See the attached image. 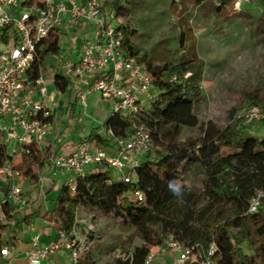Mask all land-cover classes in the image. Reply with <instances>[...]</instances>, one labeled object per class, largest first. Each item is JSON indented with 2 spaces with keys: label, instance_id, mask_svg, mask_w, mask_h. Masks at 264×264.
Returning <instances> with one entry per match:
<instances>
[{
  "label": "trees",
  "instance_id": "trees-1",
  "mask_svg": "<svg viewBox=\"0 0 264 264\" xmlns=\"http://www.w3.org/2000/svg\"><path fill=\"white\" fill-rule=\"evenodd\" d=\"M129 1L102 0V14L113 12L122 20L117 26L123 32L122 49L145 66L151 77V90L136 113L110 111L78 141L113 155L120 140L132 137L135 126H143L149 132L151 146L140 158L136 177L130 183L119 179L106 163H99L76 177L74 189L67 183L61 184L53 195L50 189L45 217L52 232L57 237L59 233L70 234L82 211H96L113 216L122 226L137 232L142 245L129 264H143L146 255L168 236L192 247L215 242L218 264H264V207L247 213L256 192H264V134L252 132L238 121L225 126L200 122L194 110L202 96L204 64L182 59L156 65L148 60L135 44L136 30L123 21ZM176 1L180 0L172 3ZM193 1L196 5L214 1L221 13L233 3ZM64 35L60 29L50 31L27 75L36 86L37 80L55 72V89L70 95L68 113L73 115L83 89L75 91L72 78L55 65ZM98 77L104 75L97 73L92 81ZM250 104L264 108V98L251 99ZM54 118L51 110L48 121ZM185 128L196 131V135L181 140ZM27 148L28 153L6 144L0 133V166L9 163L26 184L37 188L51 149L36 144ZM192 174L201 175V192L185 184ZM8 189L6 186L0 191L6 194ZM136 190L143 194V202L133 197ZM4 210L6 222L0 220V249L9 245L7 238L12 232L30 225L33 216L24 215L20 206L10 202ZM245 244L252 253L245 250ZM75 264L94 263L85 260L81 252Z\"/></svg>",
  "mask_w": 264,
  "mask_h": 264
},
{
  "label": "built area",
  "instance_id": "built-area-1",
  "mask_svg": "<svg viewBox=\"0 0 264 264\" xmlns=\"http://www.w3.org/2000/svg\"><path fill=\"white\" fill-rule=\"evenodd\" d=\"M249 1L233 0V4L241 11ZM102 7V0H0V133L6 144L28 153V145L42 147L48 138L52 122L48 121L51 109L47 104L45 79L37 80L35 86L27 73L50 31L60 29L68 33L80 21L100 27L97 37L86 40L78 49V59L63 68L83 89L81 101L86 99V92L93 90L101 102L110 104L112 112L133 114L138 111L140 102L151 90V77L136 57L123 51V32L117 29L122 20L113 12H106L104 16ZM97 73L104 77L92 81ZM37 95L38 101L35 100ZM244 117L249 121H264V108L251 105ZM134 131L132 137L119 141L113 155L87 143L79 144L71 153L51 151L48 163L53 176L70 175L65 183L74 189L78 175L96 164L106 163L119 179L130 183L136 177L135 167L140 158L151 146L149 132L143 126H135ZM22 181L21 173L9 163L0 166V189L9 187L6 194L0 191V220L3 222H6L5 204L19 206L23 203ZM133 197L143 202L140 191L136 190ZM262 207L264 192L257 191L247 213H256ZM77 225L70 234L59 233L57 241L48 245H40V235L33 237L31 248L26 252L28 262H45L65 246L71 251V261L77 263L82 251L77 244L81 242L77 238ZM88 229L93 227L89 225ZM13 249V246L1 248L0 262L8 259ZM217 253L215 242L192 247L168 236L146 255L143 264H218Z\"/></svg>",
  "mask_w": 264,
  "mask_h": 264
},
{
  "label": "rangeland",
  "instance_id": "rangeland-1",
  "mask_svg": "<svg viewBox=\"0 0 264 264\" xmlns=\"http://www.w3.org/2000/svg\"><path fill=\"white\" fill-rule=\"evenodd\" d=\"M172 1H129L123 21L136 30L135 44L156 65L178 63L182 59H194L204 64L202 96L194 110L200 122L213 121L225 126L230 121H238L252 132L264 134V121H249L244 117L251 99L264 98L263 0H250L241 11L232 3L222 13L217 11L214 1L202 5H196L193 0H180L176 4ZM97 31H100L99 26ZM73 36H63L56 67L65 68L71 62L70 46L81 43L79 33ZM52 76L50 72L44 78L47 98L51 99L54 93L56 98L52 108L61 112L54 114L55 127L49 134L68 148L74 142L73 135L85 137L88 127L93 126L94 121L100 122L99 113L103 107L98 102V93L88 91L84 101L79 98V108L69 119L68 108L63 109V105L70 96L56 93ZM195 135L196 131L185 128L181 140ZM185 184L199 192L203 189L199 174L190 175ZM46 209L43 206L39 213L32 211L28 237L40 232L45 224L49 226L48 219L42 217ZM77 223V238L81 240L77 244L85 260L94 264H129L142 245L137 232L122 226L113 216L82 211ZM89 225L92 230L88 229ZM244 246L248 253H252L246 244ZM65 264L70 263L65 261Z\"/></svg>",
  "mask_w": 264,
  "mask_h": 264
},
{
  "label": "crops",
  "instance_id": "crops-1",
  "mask_svg": "<svg viewBox=\"0 0 264 264\" xmlns=\"http://www.w3.org/2000/svg\"><path fill=\"white\" fill-rule=\"evenodd\" d=\"M65 33H66L65 35H67L71 38L74 37L73 36L74 33L80 34L81 43L70 46V52L68 53V54H70L69 56H70L71 60L76 61L78 59V49L83 45V43L86 42V40L95 39L97 37L98 31H97L96 25L86 24V23L84 24L83 21H80L68 33L67 32H65ZM52 73H53V76H52V82H53L55 72H52ZM74 90L75 91L76 90L81 91L82 88L79 87L77 84H74ZM91 91H93V90H91ZM56 93L62 94V93L58 92L57 90H56ZM55 98H56L55 94L53 93L51 99H47V104H48L49 108L53 111V114L61 112L57 109L52 108V106H54V104H55V103H53ZM39 99L40 98L37 95L35 97V100L38 101ZM72 100L74 101V98ZM98 102L103 107L99 113V114H101L100 119H99L100 122L94 121L93 125L100 124L101 121L103 120V118H105L111 111V106L109 103H107V102L104 103V102H101L100 100H98ZM79 105H80L79 100H77L76 110H77V108H79ZM63 106H64L63 109L68 108L67 111L69 112V100H68L67 104H64ZM76 110H75V113L73 115L76 114ZM73 115H69V113H68L69 119ZM54 117H55V115H54ZM54 127H55V118L52 121V125L50 127V130L51 129L53 130ZM89 128L90 127H88V132H86L85 135H87L89 133ZM80 138H82V136H79V134L73 135L72 140L74 142H72L70 144V146L68 148H66L65 146H63L64 142L56 141L53 138L52 134H49L48 138L44 141V144L42 145L41 148L49 147L51 149V151H55V149H57L56 152H59V153H71L74 150H76L77 147L79 146L80 140L78 141V139H80ZM40 174H41V179H40V182H39V185L37 188H34L33 186L26 184L24 179L22 181L23 203L20 204L19 206H20V209L22 210V213L24 215H30L34 211L38 210V208L43 207V206H46L48 209V205H49L48 197H49V195L47 194V192L50 189H52L53 192L50 195H53L56 192V190L58 189V187L61 184L65 183V180L70 177V175L63 174L60 177L55 178L52 174V169H51L48 161L45 164L44 168L40 171ZM25 190H26V192H25ZM47 209H46V211H47ZM42 217L46 218L45 214ZM31 226H32V220H31L30 225L24 226L22 230L17 229L15 232H12L9 235V237L7 238L9 240V245H7V246H13L14 249L11 250L9 258L1 261L0 264H8V262H10L11 264H32V263L28 262V260L26 258V252L31 248V242H32L33 237H35L37 235H40V245L41 246L48 245L52 242L57 241L58 237L56 236V234L54 232H52V229L49 226L48 227L46 226V224L43 226V229L40 232L36 233L32 237H28L27 234H28V231L31 228ZM70 252L71 251L67 247L64 246L60 250H58L55 254H53L47 261L41 262V263H33V264H65V261L70 263V264H75L71 261Z\"/></svg>",
  "mask_w": 264,
  "mask_h": 264
}]
</instances>
